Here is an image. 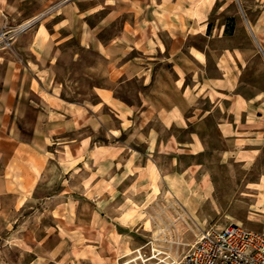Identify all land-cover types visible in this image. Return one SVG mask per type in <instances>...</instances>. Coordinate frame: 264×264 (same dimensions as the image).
<instances>
[{
  "label": "crops",
  "instance_id": "obj_1",
  "mask_svg": "<svg viewBox=\"0 0 264 264\" xmlns=\"http://www.w3.org/2000/svg\"><path fill=\"white\" fill-rule=\"evenodd\" d=\"M54 1L0 0V33L21 30L0 44V264H119L158 240L148 204L170 196L197 213L214 195L213 153L261 162L264 0H129L125 19L102 21L117 32L84 28L106 68L77 102L43 65L50 20L73 7L28 26ZM55 171L58 190L42 194Z\"/></svg>",
  "mask_w": 264,
  "mask_h": 264
},
{
  "label": "rangeland",
  "instance_id": "obj_2",
  "mask_svg": "<svg viewBox=\"0 0 264 264\" xmlns=\"http://www.w3.org/2000/svg\"><path fill=\"white\" fill-rule=\"evenodd\" d=\"M128 1L55 0L50 8L41 12L38 21L50 18L57 10L68 5L73 7L72 11L75 13V16L73 15L75 19L73 17L71 19L70 13L68 12V15L64 10L60 16L50 18V23L58 26L53 33L57 36L45 59L47 61L44 60L43 64L47 66L48 77L63 98L74 102L86 98L94 100V87L104 82L106 62L94 46V40L84 41L82 37L84 28L90 30L93 35L98 31L101 40L117 32L121 27V21L115 23L113 27L102 21L112 13L118 14L119 20L125 19ZM237 13L238 9L231 7L225 16L238 17ZM61 18H69V24L63 26L64 21ZM206 138L212 147L221 146L214 123H210ZM217 154L209 156L207 167L214 178V195L202 202L197 213L186 211L170 196L164 201L152 202L146 206L148 221L152 228H156L155 235L158 239L155 240L154 234H151L149 240L155 242L158 250L167 252L172 257H181L195 243L197 235L210 227H225L237 223L250 230L264 231V154L261 162L252 168H244L235 162L222 165L218 162ZM184 158L182 159L186 160ZM49 175L53 185L44 187L42 194L58 190L57 171ZM261 181L263 184H260ZM177 242L180 243L179 246ZM145 250L149 252L150 247ZM157 257L163 260L166 256L161 253ZM128 258L130 257L121 261Z\"/></svg>",
  "mask_w": 264,
  "mask_h": 264
},
{
  "label": "built area",
  "instance_id": "obj_3",
  "mask_svg": "<svg viewBox=\"0 0 264 264\" xmlns=\"http://www.w3.org/2000/svg\"><path fill=\"white\" fill-rule=\"evenodd\" d=\"M39 18L36 17L28 26ZM20 31L4 29L0 33V44L10 47L13 35ZM177 244L179 246L180 243ZM155 245L154 241H148L119 264H264V231L250 230L237 223L202 230L189 251L181 257H172ZM147 247H150L149 252H145ZM160 252L166 256L163 260L157 257Z\"/></svg>",
  "mask_w": 264,
  "mask_h": 264
}]
</instances>
